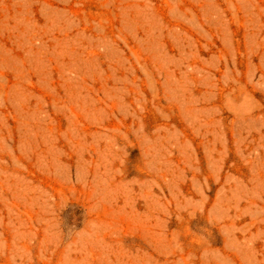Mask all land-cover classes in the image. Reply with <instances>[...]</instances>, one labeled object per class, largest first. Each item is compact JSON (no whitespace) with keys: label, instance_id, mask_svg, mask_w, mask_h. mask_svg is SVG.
<instances>
[{"label":"rangeland","instance_id":"rangeland-1","mask_svg":"<svg viewBox=\"0 0 264 264\" xmlns=\"http://www.w3.org/2000/svg\"><path fill=\"white\" fill-rule=\"evenodd\" d=\"M0 264H264V0H0Z\"/></svg>","mask_w":264,"mask_h":264}]
</instances>
